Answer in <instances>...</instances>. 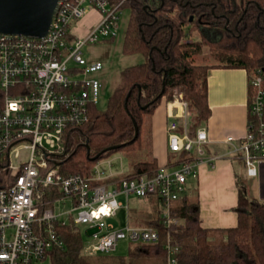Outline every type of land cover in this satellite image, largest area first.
Masks as SVG:
<instances>
[{
	"label": "built area",
	"instance_id": "2783aa9c",
	"mask_svg": "<svg viewBox=\"0 0 264 264\" xmlns=\"http://www.w3.org/2000/svg\"><path fill=\"white\" fill-rule=\"evenodd\" d=\"M124 1L59 0L46 37L0 35V170L11 179L0 184V264L49 259L50 251L62 247L56 227L69 222L83 236L85 256L110 255L120 240L156 243L155 228L130 225L127 217L116 227L111 220L122 208L127 210L130 196H154L163 228L180 224L172 211L186 196L188 182L196 179L202 164L221 158L206 152L204 127L189 136L187 104L175 99L171 104L178 114L169 116L166 126L169 157L153 176H129L121 156L97 160L88 176L65 177L48 168L64 153L67 130L86 123L89 110L97 108L102 85L93 74L103 64L86 61L83 49L114 39ZM91 11L99 14L98 23L76 36L73 29ZM261 81L259 75L249 81L253 96L248 110L257 118L264 105ZM225 143L243 164L245 176L257 178L264 165V125L257 130L247 125L243 138L228 137ZM122 196L126 205L119 201ZM165 249L167 264H176L177 245L168 239Z\"/></svg>",
	"mask_w": 264,
	"mask_h": 264
},
{
	"label": "trees",
	"instance_id": "16d2710c",
	"mask_svg": "<svg viewBox=\"0 0 264 264\" xmlns=\"http://www.w3.org/2000/svg\"><path fill=\"white\" fill-rule=\"evenodd\" d=\"M108 2L116 5L121 0ZM120 7L130 12L122 55L142 62L120 72L105 111L93 107L86 123L67 130L64 153L48 164L65 177L88 176L97 160L116 153L129 160V176H153L157 162L151 116L163 97L166 102L180 99L190 112L189 136L194 137L210 114L207 71L212 67L245 70L248 109L254 75L262 77L264 92V0H126ZM195 33L198 39L192 40ZM203 48L215 62L195 63ZM2 97L0 92V101ZM262 111L257 118L248 110L247 125L254 130L264 125V105ZM10 180L0 170V184ZM236 188L235 227L202 228L197 198L185 196L172 211L181 220L178 225L163 228L159 211L156 217L134 219V226L155 228L158 241L133 244L127 258L84 256L78 229L71 222L57 226L62 247L49 252L50 264H167L168 239L177 245L176 264H264V201L249 197L239 179ZM151 198L157 202L154 196L147 200Z\"/></svg>",
	"mask_w": 264,
	"mask_h": 264
},
{
	"label": "crops",
	"instance_id": "0c3cea01",
	"mask_svg": "<svg viewBox=\"0 0 264 264\" xmlns=\"http://www.w3.org/2000/svg\"><path fill=\"white\" fill-rule=\"evenodd\" d=\"M99 21V14L89 12L73 29L76 36H84ZM76 30V32H75ZM247 73L239 68L212 67L207 71V104L209 117L202 125L207 136L208 155L221 156L212 165L202 164L196 179L188 182L199 205L202 228L227 229L236 226V180L245 175L243 164L230 155L228 137L240 140L247 133ZM177 106L161 101L151 116V146L157 166L169 154L166 148V126L169 116L177 115ZM260 182L264 178V165L260 167ZM186 197L189 198L188 193ZM250 197V196H249ZM257 200L264 201L261 193Z\"/></svg>",
	"mask_w": 264,
	"mask_h": 264
},
{
	"label": "rangeland",
	"instance_id": "374dc122",
	"mask_svg": "<svg viewBox=\"0 0 264 264\" xmlns=\"http://www.w3.org/2000/svg\"><path fill=\"white\" fill-rule=\"evenodd\" d=\"M129 17V10L127 8L121 9L119 14L118 29L116 31L114 39L112 41L110 39H105L104 41L87 46L83 49V57L86 61H100L103 64V68L101 69V71L93 74V77L97 78L102 85L99 103L97 105V110L100 112L105 111L108 99L112 94L114 86L118 82L120 72L130 66L142 62V59L139 57H125L122 55V43L128 25ZM190 38L192 40H197L198 34L195 33ZM195 60V63L201 65L215 62L212 54H210L207 48H203L201 55L197 56ZM20 155L21 157H23L26 155V152L22 151ZM118 156H123L122 160L124 163V168L126 170H130L129 160L124 155L116 153L110 157L115 158ZM13 163L17 164L16 162ZM240 181L245 185L247 193L251 198H259L260 193L262 198H264V178H262L260 182L258 177L247 178L245 175H241ZM187 193L191 200H195L193 192ZM119 201L126 205V200L123 196L119 197ZM158 211L159 205L157 204L155 198H151L149 200H139L130 196L127 210L124 208L119 210L116 214V217L113 218L111 222L116 227H122L126 223L127 217L130 225H133L134 219L141 220L146 216L156 217L158 215ZM134 246L135 245L129 243L127 240H120L117 242L116 249L113 253H111L110 255L102 256L110 258H127L129 252L133 249ZM38 264H50V259H46Z\"/></svg>",
	"mask_w": 264,
	"mask_h": 264
},
{
	"label": "water",
	"instance_id": "95a60500",
	"mask_svg": "<svg viewBox=\"0 0 264 264\" xmlns=\"http://www.w3.org/2000/svg\"><path fill=\"white\" fill-rule=\"evenodd\" d=\"M59 0H0V35L42 39L49 33ZM128 97V96H127ZM134 135L137 126L133 121ZM113 150L118 147L111 148Z\"/></svg>",
	"mask_w": 264,
	"mask_h": 264
}]
</instances>
